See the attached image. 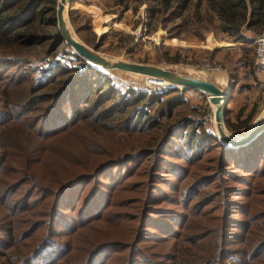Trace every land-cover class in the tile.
I'll return each mask as SVG.
<instances>
[{"label":"rangeland","instance_id":"374dc122","mask_svg":"<svg viewBox=\"0 0 264 264\" xmlns=\"http://www.w3.org/2000/svg\"><path fill=\"white\" fill-rule=\"evenodd\" d=\"M155 1L68 0L66 3L67 20L73 33L90 47H93L94 41L103 34L102 43L96 45L94 49L106 56L159 65L180 74L193 75V77L208 80L222 87H228L229 91L224 103L226 112L223 115V125L228 133L239 137L264 110V69H257L253 64L255 43L252 36L258 32L245 29L243 30L245 40L233 39L230 35L214 27L216 19L208 8L207 0H187L185 5L180 8L179 14L165 24V26L177 24L178 33L173 30L174 33L169 36L165 28L162 27V22L148 16L146 7H157ZM194 16L201 17V21H194L192 19ZM195 32H200L201 37H197ZM4 48L8 47H2L0 52H5ZM165 48L168 54H176L178 59L176 61L161 59L160 54ZM56 51L59 56L61 45L57 47ZM62 60L68 61L66 58ZM102 71H106L108 76L112 77L114 85L121 89L130 87L141 91H153L159 87H167L166 83L161 86L148 82L143 84L141 81L143 76L138 73L119 69H102ZM182 95L185 100L182 105H177L174 111L181 115L188 114L195 117L202 121L206 128L216 133L213 118L214 105L208 101L206 93L187 88L183 90ZM155 106L156 104L150 105L148 110H153ZM177 115L174 112L173 118ZM4 118L1 117V119ZM158 118L159 120L163 119L162 116H158ZM224 118L236 128L226 127ZM137 119V116L128 119L124 129H122L121 122L115 123L113 118L110 122L98 120V123H90L92 125L89 127H79L74 133L66 134L60 139L52 138L47 147L49 152L45 155L54 152L55 155L64 156L71 162H75V158L78 157L90 158L93 154L102 157L104 154L114 152L117 144L120 146L135 142L140 132L132 131V127H136L132 124ZM2 137L4 138L3 135H0V142H4ZM251 138L234 145L224 143L238 146ZM169 144H172L167 146L174 154L167 149L166 158L174 160L175 164H166V167L158 166L155 171L156 177L148 179L146 182L138 181L144 176L138 174H132L124 179L126 178L124 170L130 169L129 167L133 163L128 161L107 167L105 171L96 176L97 181L95 182H80L74 185L72 192L63 201L65 204L58 206L62 217L58 218L59 222L54 228V234H51L52 239L57 242V245L54 246H51L52 239H50L52 243L47 244L44 241L49 237L45 231V212L41 210L43 209L42 204L38 203L40 200L28 201L27 204L30 208L26 205H19V202L13 204L10 202L15 195L21 194L23 190L25 194V189L32 185L31 182L21 183L14 194L10 195V199L7 198L8 195L2 193L1 188L0 250L6 252L12 262L16 264H23L21 259L25 255L28 258V264H85L94 245L97 246L104 241L115 239L130 240L133 234L130 228L133 224L132 221H129L130 214L136 216L139 214L140 200L136 196H140L142 199L145 189L153 190L155 193L161 189L167 195L168 200L161 201L160 197L156 201L150 200L147 206H164L184 213L183 218L176 217L177 220H180L181 226L175 224L177 231L174 236H170L172 232L162 233L163 236H161L159 231H156L159 234V237L156 236L157 238L148 236L146 230L141 229L140 236L142 235V237H138L135 249L131 254L137 257H140L141 254H145V256L142 262L134 264H143L146 258H150L155 264H264V155L263 158L256 161L258 169L256 176H250L253 177L251 184L255 182V186L257 185L259 189L258 192L256 191L244 199L248 202L247 214L243 222L245 229L241 230L236 227L238 223L226 219L228 215L226 213L222 212L225 222L223 225L219 221V217L202 216L199 210L207 205L205 204L207 199L203 201L201 199L205 196L209 198V190L216 188L220 190L222 187L221 191H223L230 184H241L238 183L241 177L242 181L248 179L246 172L229 164L228 171L218 174L219 179L210 182L208 190L203 182H207L214 176L218 167L215 166V159L212 158L213 161H209L210 157L207 156L217 158L218 147H215L214 144L209 151L203 149L198 154L201 155V158L196 161L198 164L196 162L191 164L186 163L180 157L182 152H176L173 143ZM17 166V162L11 157L5 170L11 171ZM139 169L138 167L137 170ZM172 172H180L179 177H176ZM204 172L208 176L202 178L203 181L198 183L196 176ZM110 173L118 175L117 180L108 186L109 182L105 181H107L106 176ZM236 176L240 178L238 179ZM124 180H128V182ZM168 180H171L173 184L167 186L165 182ZM148 182H153L156 186L152 188L147 184L148 188L146 185ZM193 184H196L195 189H191ZM119 185L126 186L118 187ZM142 185L145 187L142 188ZM30 188L28 195L32 191H36L35 185ZM197 190L200 191L199 195L202 197L198 199L200 203L196 208L199 209L193 210L195 207L191 204L192 200L196 198L194 192ZM87 191L95 196H100L101 207L98 209V217L85 223L76 224L75 221L80 216L79 209L85 201L82 199V195ZM237 192L239 191H232L225 196H216L209 203L210 207L204 209L210 212L215 208V204L220 202L229 207L227 213L233 212V204L226 202L225 198L242 200V195L234 194ZM187 194L188 196H186ZM33 196L36 194L31 193L26 199ZM186 202H189L188 207L183 208L181 204H186ZM88 207L90 208V206H86L85 210ZM147 208L150 209V207ZM193 212L195 213L193 214ZM213 212L220 213V208ZM35 223L41 225L37 230H32L33 226L31 227V225ZM221 226H226V229H222ZM8 228H12L13 236L11 238L7 234ZM25 232L28 236L23 237ZM166 237L169 238L164 239ZM4 242L6 244L11 242V246L4 247ZM54 247H56L55 251ZM255 247L256 249H254ZM34 248H37V252L33 255ZM122 248L123 246L119 243L102 246L87 264H119L117 262L122 259L121 264H125L128 259V248ZM253 249V254H248ZM1 258H3L2 255H0V260ZM205 258L207 259L205 260ZM0 262V264H5V262Z\"/></svg>","mask_w":264,"mask_h":264},{"label":"trees","instance_id":"16d2710c","mask_svg":"<svg viewBox=\"0 0 264 264\" xmlns=\"http://www.w3.org/2000/svg\"><path fill=\"white\" fill-rule=\"evenodd\" d=\"M56 2V0H0V49L8 47L4 48L5 52H0V135L4 136V138L2 137L4 142H0V189L2 188V193L8 195L7 198L10 199V195L14 194L21 183L31 182L32 185H35L36 191L31 193L36 196L26 199L31 195V193L28 195L31 185L25 189V194L23 190L21 194L15 195L10 202L12 204L19 202V205H26L30 208L27 204L28 201L40 200L38 203L42 204L43 209L41 210L45 212V231L49 237L44 241L48 244L52 243L51 234H54V228L59 222L58 218L62 217L58 206L65 204L63 201L72 192L74 185L80 182H95L97 181L96 176L105 171L107 167L128 161L133 163H131L130 169L124 170L126 173L124 179L132 174H138L144 175L138 181L146 182L148 179L156 177L155 171L158 166L166 167V164H175L174 160L166 158L167 149L172 153V150L167 146L172 145L169 144L170 142L175 146L176 152H182L180 157L186 163L191 164L201 158V155L198 154L203 149L209 151L215 144V147L219 149L217 158L207 157H210L209 161L212 158L215 159L218 171L207 182H203L205 187H208L214 179H219L218 174L228 171L229 164L246 172L248 179L242 181L241 177L238 180V183L241 184H230L223 191H221L222 187L220 190H218L219 188L209 190L210 187H208L209 198L205 196L201 199V201L207 199L205 202L207 205L204 207L207 209L210 207L209 203L216 196H225L232 191H239L234 194L242 195V200L225 198L226 202L233 204V212L227 213L229 207L220 202L215 204V208L210 212L204 208L199 211L202 216L219 217V221L223 225L225 223L223 213H226L228 214L226 219L238 223L236 227L241 230L245 229L243 222L247 214L248 202L244 199L252 193L258 192L259 189L257 185L255 186V182L251 184V179L258 172L256 161L263 158L264 155V127L246 143L231 146L222 142L215 132L203 125L202 121L191 115H181L174 111L175 107L182 105L185 100L182 95L183 90L190 87L167 86L159 87L153 91H141L130 87L117 88L111 80L112 77H109L106 71L86 62L61 38L56 26ZM173 2L171 0H156L157 7H146L148 16L162 22V27L165 28L168 35H172L171 33L174 32L178 33L177 24L171 26H165V24L179 14L180 8L185 5L187 0H174ZM207 4L216 19L214 27L230 35L233 39L245 40L243 33L245 29L255 33L264 30V0H207ZM192 19L201 21V17L197 16ZM19 28L21 29L19 30ZM194 34L201 37L200 32ZM103 38L104 35L101 34L94 41L93 48L102 43ZM59 45H61V53L58 56L56 49ZM7 51L10 53H6ZM160 57L165 61L178 59L176 54H168L166 48L162 50ZM63 58L69 62L63 61ZM152 104H156V106L150 111L148 107ZM223 108L224 115L226 107L223 106ZM174 112L175 115L178 114L175 118H173ZM136 116L138 119L132 124L136 127H132V131L140 132V134L136 137L135 142L120 146L117 144L114 152L104 154L102 157H98V154H93L87 159L78 157L75 158V162H71L64 156H57L54 152L45 155L49 152L47 147L52 138L60 139L66 134L74 133L79 127H89L93 123H98V120L110 122L112 118L115 119V123L121 122L122 129H124L128 119ZM158 116H162L163 119L159 120ZM1 117L5 118L1 119ZM224 124L228 128H236V126H231L225 118ZM186 151L188 153H185ZM9 154L12 156H8ZM11 157L18 166L11 171H6L5 167ZM138 167L139 170H137ZM172 173L179 177L180 172ZM117 175L110 173L106 176L107 181L105 182H109L108 186L117 180ZM207 176L206 172L197 175L198 183ZM124 181L128 182V180ZM105 182L103 181V183ZM147 184L152 188L156 186L153 182ZM165 184L168 186L173 183L168 180ZM125 186L119 185L118 187ZM194 186L196 184H193L191 189H195ZM89 192L82 195V199L85 201L79 209L80 216L76 219V224L85 223L98 217V209L101 207L100 196ZM199 194L198 190L194 192L196 198L192 200L191 205L195 207L193 210L199 209L196 208L200 203L198 199L202 197ZM136 197L140 200L139 214L138 216L130 214L129 221L133 223L130 226L131 232H133L131 239H115L104 241L97 246L94 245L89 253L91 257L86 258L85 264L89 259L95 257V253L100 247L110 243H119L123 248H128V259L125 264L142 262L145 254L137 257L131 253L135 249L138 237H142L140 232L143 228L149 234L148 236L153 238L159 237V234L163 236L162 233L170 232H172L170 236H174L177 231L175 224L177 226L180 224V220H177L176 217L183 218L184 213L164 206H147L150 200L156 201L160 197L161 201L168 200L167 195L161 189H158L156 193L153 190L145 189L142 199L140 196ZM58 199L60 200L58 201ZM189 202L181 204V206L187 208ZM26 206L25 208H27ZM86 206H90V208L85 210ZM217 208H220V213L213 212ZM40 225L38 223L31 225V227L33 226L32 230H37ZM222 229H226V226H223ZM156 231H159V234ZM7 234L10 238L13 236L12 228L7 229ZM26 236L28 234L25 232L23 237ZM167 238L169 237L164 239ZM54 245H57V242L53 240L51 246ZM3 246H11V242L9 244L4 242ZM34 249L33 255L37 252V248ZM55 249L56 247L53 248L54 251ZM254 249L248 254L252 255ZM0 253L3 257L0 261L5 264H16L12 262L6 252L0 250ZM21 261L23 264H28L26 255ZM122 262L123 259L117 263L121 264ZM147 263L155 264L150 258H146L143 262V264Z\"/></svg>","mask_w":264,"mask_h":264},{"label":"water","instance_id":"95a60500","mask_svg":"<svg viewBox=\"0 0 264 264\" xmlns=\"http://www.w3.org/2000/svg\"><path fill=\"white\" fill-rule=\"evenodd\" d=\"M68 0H58L56 2V26L58 33L64 42L69 45L73 51L83 57L86 62L91 63L100 69H120L133 73L151 75L166 81L169 87H190L206 93L208 101L214 105L213 118L217 136L223 142L228 144H237L253 137L264 127V110L248 126V128L239 137H234L226 131L223 125L224 103L228 95L229 88L222 87L208 80L189 75L180 77V73L172 71L166 67L154 65L151 63H140L123 59H115L97 52L93 47L86 45L72 31L67 20L66 3Z\"/></svg>","mask_w":264,"mask_h":264},{"label":"built area","instance_id":"2783aa9c","mask_svg":"<svg viewBox=\"0 0 264 264\" xmlns=\"http://www.w3.org/2000/svg\"><path fill=\"white\" fill-rule=\"evenodd\" d=\"M252 40L255 43L254 52H253V64L256 66L257 69L263 70L264 69V30L258 32L257 34H254L252 36ZM141 81L143 84H146L148 82L161 86V84L158 83H160L162 80L156 77L154 78L148 75L147 76L144 75Z\"/></svg>","mask_w":264,"mask_h":264},{"label":"bare ground","instance_id":"6f19581e","mask_svg":"<svg viewBox=\"0 0 264 264\" xmlns=\"http://www.w3.org/2000/svg\"><path fill=\"white\" fill-rule=\"evenodd\" d=\"M67 5V4H66ZM120 70V69H119ZM139 74V73H138ZM142 76H144V74H141ZM147 76V75H146ZM148 76H151V75H148ZM184 75L183 74H181L180 75V77H182V78H184L183 77ZM193 76V75H192ZM151 77H154V76H151ZM155 78V77H154ZM159 79V78H158ZM166 83V81H164V80H162L160 83H158V84H161V85H163V84H165ZM160 86V85H159ZM225 87V86H224Z\"/></svg>","mask_w":264,"mask_h":264},{"label":"crops","instance_id":"0c3cea01","mask_svg":"<svg viewBox=\"0 0 264 264\" xmlns=\"http://www.w3.org/2000/svg\"><path fill=\"white\" fill-rule=\"evenodd\" d=\"M219 82V81H218Z\"/></svg>","mask_w":264,"mask_h":264}]
</instances>
